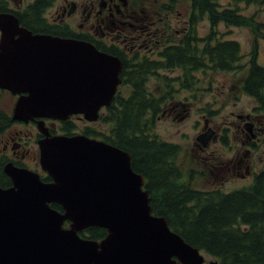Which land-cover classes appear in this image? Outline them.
<instances>
[{
    "label": "water",
    "instance_id": "1",
    "mask_svg": "<svg viewBox=\"0 0 264 264\" xmlns=\"http://www.w3.org/2000/svg\"><path fill=\"white\" fill-rule=\"evenodd\" d=\"M0 30V88L19 94L12 119L35 120L45 135L40 162L53 179L4 165L12 185L0 186V264H205L198 247L153 214L129 152L85 135L51 136L45 125V118L73 114L97 120L122 83L120 58L83 41L33 33L13 13H0ZM90 227L107 235L81 236Z\"/></svg>",
    "mask_w": 264,
    "mask_h": 264
},
{
    "label": "trees",
    "instance_id": "2",
    "mask_svg": "<svg viewBox=\"0 0 264 264\" xmlns=\"http://www.w3.org/2000/svg\"><path fill=\"white\" fill-rule=\"evenodd\" d=\"M181 1L170 0V5L177 6ZM222 1L190 0L187 31L176 36L180 38L179 44L163 53L166 59H147L138 67L131 61L124 62L121 76L123 83L131 84L132 91L124 96L119 90L104 113H108L107 116L102 114L101 119L112 123L109 134L93 129L85 134L103 135L104 140L130 153L132 168L145 178L153 213L164 216L185 241L221 264H264V168L251 184L232 191L197 189L184 182L183 170L177 162L181 148L177 143L161 140L154 133V119L160 112V103L148 94L145 84L146 76L157 68L177 66L189 71L206 67L205 61L213 63L218 71L247 68L241 87L264 113V65L258 61L257 48L251 52L249 61L241 64L244 53L240 42L225 38L220 30L221 25L245 27L258 40H264V22L258 20L257 14L243 13L238 5L259 4L264 8V0H226L229 6ZM39 3L40 0L23 12H14L20 23L35 33L44 30V24L37 20L38 10L44 7ZM204 18L208 19L210 29L201 37L198 26ZM13 123L12 114L0 107V137ZM71 130L70 126V134ZM5 163V157L0 156V185L9 187L12 181L4 173ZM51 179L47 176L44 180ZM52 206L63 211L60 204ZM81 234L101 240L107 232L102 227H90Z\"/></svg>",
    "mask_w": 264,
    "mask_h": 264
},
{
    "label": "flooded vegetation",
    "instance_id": "3",
    "mask_svg": "<svg viewBox=\"0 0 264 264\" xmlns=\"http://www.w3.org/2000/svg\"><path fill=\"white\" fill-rule=\"evenodd\" d=\"M37 1L0 0V13L23 12L30 4ZM11 2H14L13 5ZM40 3H43L44 7L38 10L37 20L38 23L41 21L44 24L42 27L44 30L37 33L84 41L102 52L119 57L122 63L131 61L136 67L147 59L152 61L166 59L163 53L170 46L179 44L180 38L176 36L184 34L188 27L187 21L185 27L178 30L172 26L170 20L159 17L166 9L162 6L163 11H160L153 0H40ZM205 64L206 67L195 70L191 68L188 71L177 66L169 70L182 72V75L176 74L174 78L178 79V84L187 86L188 77L192 82H196L197 72L217 71L213 63L208 64L205 61ZM158 69L160 68L152 72H158ZM13 98L15 104L18 96L13 95ZM177 104L179 103H171L172 108ZM235 118L233 127L226 126L219 133L218 130L208 129L213 135L210 147L212 144L220 143L224 145L223 149L231 153L228 160L220 162L226 172L239 174L242 179H254L264 168H257L262 161L260 153L264 145V113L256 105L246 113L235 114ZM45 121L51 136L69 135L70 126L72 134H85L89 129L99 133L104 132L101 126H98L99 121L97 125L82 114L72 115L65 120L46 119ZM23 124L36 127L35 133L31 134V142L28 138L23 139V142L17 140L20 131L14 130L13 124L0 137V156H4L6 160L17 166L45 174L40 165L39 147V141L45 136L38 131L35 120ZM199 147L203 151L209 149V146ZM216 175L222 178L225 173L216 172Z\"/></svg>",
    "mask_w": 264,
    "mask_h": 264
},
{
    "label": "rangeland",
    "instance_id": "4",
    "mask_svg": "<svg viewBox=\"0 0 264 264\" xmlns=\"http://www.w3.org/2000/svg\"><path fill=\"white\" fill-rule=\"evenodd\" d=\"M14 2H11L13 5ZM155 6L163 11L159 17L170 20L172 26L182 30L191 14L190 0H183L176 6L170 5L169 0H153ZM224 5L229 6V2L223 0ZM241 11L247 15L257 14L259 21L264 22V8L259 4H238ZM163 6V8H162ZM199 35L209 33L210 24L207 18L200 21ZM220 30L225 38L235 39L240 42L244 58L241 64L247 63L251 52L257 48L259 63L264 65V40H258L255 35L245 27H226L220 26ZM158 72L150 73L146 76V89L148 94L158 99L160 103V112L154 119V133L161 139L177 143L181 150L178 156V164L183 170V181L190 183L197 189L222 188L224 191H232L252 183L254 179H242L239 174H229L226 172L220 162L228 160L231 153L222 147L224 145L212 144L211 131L225 129L226 126H232L235 122V114L246 113L257 103L254 98L246 94L242 89V80L246 74L247 68L238 71H213L207 73L197 72L196 82H188L187 86L178 84V79L174 75H182V72L176 70L172 72L169 69L160 68ZM199 78V79H198ZM195 79H193L194 81ZM192 82V83H191ZM121 94L127 96L131 93V84L124 83L120 87ZM177 102V106L172 108L171 103ZM14 98L9 92L0 93V107L10 113L13 112ZM105 113V112H104ZM103 113V114H104ZM104 114L103 117L107 116ZM98 125L101 126L103 134L108 133L112 127L111 121L102 118ZM14 130L19 132L17 140L24 141L29 139L31 134L35 133L36 127L26 126L22 122L14 123ZM211 131H208V129ZM206 134L209 140V149L203 151L199 146L204 147V142L197 140V137ZM210 135V136H209ZM103 136V135H102ZM98 139H103L99 137ZM37 148L35 145H33ZM1 148V146H0ZM260 158L262 161L257 166L258 169L264 167V145L261 147ZM216 172H224L225 176L220 177ZM221 175V174H219ZM206 263L215 259L205 253Z\"/></svg>",
    "mask_w": 264,
    "mask_h": 264
}]
</instances>
